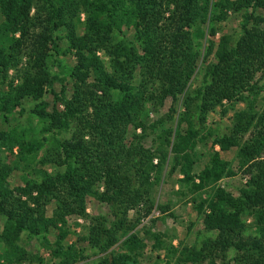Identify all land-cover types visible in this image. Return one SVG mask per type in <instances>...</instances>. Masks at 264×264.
<instances>
[{
	"label": "trees",
	"instance_id": "1",
	"mask_svg": "<svg viewBox=\"0 0 264 264\" xmlns=\"http://www.w3.org/2000/svg\"><path fill=\"white\" fill-rule=\"evenodd\" d=\"M263 13L264 0H0V264H76L80 243L99 254L121 243L96 264H152L146 255L161 250L165 264H264ZM231 15L238 37L223 30ZM239 103L229 135L207 130L210 114ZM209 140L220 150L196 172ZM233 148L249 176L238 196L218 187L236 176L221 153ZM168 163L166 177L182 176L180 198L216 235L182 251L129 219L152 214ZM89 198L109 216L90 218ZM74 217L90 223L70 243Z\"/></svg>",
	"mask_w": 264,
	"mask_h": 264
},
{
	"label": "rangeland",
	"instance_id": "2",
	"mask_svg": "<svg viewBox=\"0 0 264 264\" xmlns=\"http://www.w3.org/2000/svg\"><path fill=\"white\" fill-rule=\"evenodd\" d=\"M264 15V13H263ZM240 23L241 18L239 16L231 15L229 20L224 24L223 30L225 33L233 36L238 37L240 32ZM103 60L107 63L108 59L105 58L103 55ZM68 63V60H65ZM11 77L14 75L13 72L10 73ZM201 75L198 74L192 81V87H196L200 84ZM264 84V83H263ZM1 88V86H0ZM52 99V98H51ZM50 99V100H51ZM264 100V92L259 100V105L262 104ZM171 106V100L166 101V104L159 108V110H153L150 114L149 123H152L156 120L165 118L166 115L169 113V108ZM245 104L239 103L234 108H229V111L226 115H222L221 109L219 108L215 113H212L208 116V124L207 130H212L213 132L217 133L220 136L229 135L233 125V116L236 111L243 110L245 108ZM27 108L30 109L31 105H27ZM177 116L180 113L184 112V108L182 106V101L179 102L177 106ZM26 118L22 119V124H25ZM1 127V124H0ZM133 132V131H132ZM150 132V131H149ZM141 133V131H138ZM151 135L148 140L145 142L147 147L154 146V140L157 139V133L150 132ZM212 140H209L207 143L200 144L196 149V156L199 159V163L196 166L195 171L199 172L202 169L203 164L208 161L211 153L216 150L219 151L220 148L217 146L214 148L211 147ZM222 157L229 161L232 164L233 170L236 172V176L230 178H224L218 183V187H223L227 191L233 193L235 196L239 195V190L243 188L249 176L246 172L240 171L237 161V149L233 148L228 152H221ZM41 159V154L39 156ZM264 159V155H263ZM157 163V161H155ZM42 166H40L41 168ZM45 168V167H44ZM47 171L52 175L59 177L63 175V169L59 167L48 166L46 167ZM169 171V163L166 165L162 177L161 183L156 187V207L153 210L152 214L148 217H142L137 211H131L129 213L130 220L140 219L141 222L137 228L140 232L144 229H150L152 233L161 234L164 237V240L167 243H171V245L178 250L182 251L184 247H191V246H198L200 245L205 239L208 237L215 238L216 235L213 232H207L205 229L203 220L197 215L193 204L188 199H181L178 191L181 188L179 184V179H182V176L179 174H173L171 176H167L166 174ZM24 175L22 171H16L11 179L13 186H19L23 184ZM206 196H204L205 198ZM158 205H170V210L167 212L166 215L162 214L160 210L157 209ZM55 205L52 204L48 207V215L51 216ZM87 213L89 217H102V216H109L110 210L106 204H103L97 201L94 198H89L87 201ZM153 219H158L155 224H152ZM90 220L74 217L70 218V226L74 231V236L70 237L69 242H76L78 235H81L86 232V228L89 226ZM141 236H144L143 232ZM153 243V242H152ZM152 243L148 242V250H151ZM80 249H84V255L86 258H83L76 264H96L99 259H102L106 255H109L111 252H118L121 251V243L117 244L107 253H97L95 249H91L87 243H80ZM28 249L32 253H38L43 255L46 259V262L49 261L50 256L48 252H46L42 247H40L39 243L36 241H32ZM164 251L159 252H151L146 255V259L152 257L150 261L152 264H165L164 260ZM161 255L160 259H157L156 256ZM174 261V260H173ZM173 263V262H172Z\"/></svg>",
	"mask_w": 264,
	"mask_h": 264
}]
</instances>
